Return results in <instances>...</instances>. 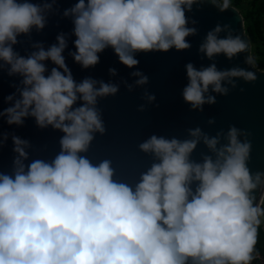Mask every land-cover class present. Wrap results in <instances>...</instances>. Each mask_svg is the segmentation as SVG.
<instances>
[{"label":"clouds","instance_id":"9594fccd","mask_svg":"<svg viewBox=\"0 0 264 264\" xmlns=\"http://www.w3.org/2000/svg\"><path fill=\"white\" fill-rule=\"evenodd\" d=\"M204 2L221 13L230 8V0H77L63 12L73 23L75 51L69 55L88 69L110 48L133 69L138 53L189 50L186 38L197 30L186 13ZM54 3L0 0V71L20 78L0 117L10 126L31 117L39 128L63 133L50 161L29 162V142L12 136V171L0 172V264H252L264 218L254 193L261 191L264 200V172L248 167L250 133L231 126L215 137L198 127L183 140L152 135L139 150L154 162L135 186L114 179L110 160L93 164L84 154L95 134L106 131L98 100L115 96L119 85L92 78L78 83L63 56V33L47 49L37 43L27 56L14 51L18 37L44 29ZM248 49L229 25L209 31L199 52L212 62L199 69L186 65L184 102L202 111L215 104L211 93L228 94L225 85L254 82V71L218 70L215 63L217 56L231 61ZM47 61L55 65L50 72ZM131 75L138 79L123 82L129 91L148 83L139 71ZM201 142L211 154L198 162L192 155Z\"/></svg>","mask_w":264,"mask_h":264},{"label":"water","instance_id":"95a60500","mask_svg":"<svg viewBox=\"0 0 264 264\" xmlns=\"http://www.w3.org/2000/svg\"><path fill=\"white\" fill-rule=\"evenodd\" d=\"M34 3H52V0H32ZM77 0H55L52 10L46 13V24L43 30L33 29L28 36L18 37L14 51L21 56H27L35 49L33 44H42L45 49L57 43V36L61 33L68 37V47L63 56L66 65L71 70L73 78L79 83L85 78H92L105 83L119 85L115 96L98 100L97 107L105 126L103 135L96 133L95 139L85 153L93 164L108 159L115 170L114 179L132 185L139 181L140 174L145 172L154 159L139 150V145L152 135L166 138H189V130L200 128L209 137L217 133L225 134L231 126L250 133L251 142L250 171L264 172V70L256 68L251 54V42L244 30V19L241 12L234 6L221 13L208 2L193 4L192 10L187 12L189 27H195L197 34L190 36L187 42L191 48L182 52L175 49L167 53H138L139 61L136 68L129 69L122 65L112 49H106L99 54V63L95 67L82 68L69 55L74 52L73 23L71 17H64L63 12L75 5ZM191 21H195L193 25ZM229 25L233 35H240L248 44L245 54L229 61L225 56L215 57L218 70H230L239 67L254 71L257 79L246 82L235 80L236 87L229 88L227 95L211 93L215 97V104L203 105V110H192L190 104L183 100V89L187 85L186 65L192 63L197 69L208 66L209 61L199 47L209 31ZM221 35H225L221 33ZM251 57V63L246 64V57ZM49 70L55 65L45 62ZM109 69H115L116 75H110ZM139 71L148 78L144 86L133 87L129 91L124 81L135 85L137 77L132 72ZM15 85V86H13ZM20 85V78L7 74V68L0 71V112L11 105L6 101L8 95L16 94V87ZM145 93L154 95L155 100L149 102ZM143 107V111L140 109ZM6 117H0V172L11 173L15 153L12 136L27 140L30 148L29 162L34 159L51 160L60 151L59 141L63 133L51 127L41 129L33 118L25 119L22 126L8 125ZM213 121V123H209ZM7 135V140L3 137ZM244 137H241L243 140ZM223 142V140H222ZM206 146L201 142L192 155V159L201 161L203 155H210ZM256 203L263 202L261 191L254 193Z\"/></svg>","mask_w":264,"mask_h":264},{"label":"trees","instance_id":"16d2710c","mask_svg":"<svg viewBox=\"0 0 264 264\" xmlns=\"http://www.w3.org/2000/svg\"><path fill=\"white\" fill-rule=\"evenodd\" d=\"M264 0H230V5L236 7L244 19V30L251 42V54L256 68L264 70ZM259 5V6H258ZM262 205L264 206V200ZM264 250V231L260 226L256 252Z\"/></svg>","mask_w":264,"mask_h":264},{"label":"built area","instance_id":"2783aa9c","mask_svg":"<svg viewBox=\"0 0 264 264\" xmlns=\"http://www.w3.org/2000/svg\"><path fill=\"white\" fill-rule=\"evenodd\" d=\"M255 255H256V259L253 260L252 264H264V253L256 252Z\"/></svg>","mask_w":264,"mask_h":264},{"label":"crops","instance_id":"0c3cea01","mask_svg":"<svg viewBox=\"0 0 264 264\" xmlns=\"http://www.w3.org/2000/svg\"><path fill=\"white\" fill-rule=\"evenodd\" d=\"M261 227H262V229H263V231H264V218H262ZM262 253H264V250L262 251Z\"/></svg>","mask_w":264,"mask_h":264},{"label":"rangeland","instance_id":"374dc122","mask_svg":"<svg viewBox=\"0 0 264 264\" xmlns=\"http://www.w3.org/2000/svg\"><path fill=\"white\" fill-rule=\"evenodd\" d=\"M248 1H251V0H247V2H248ZM259 2H261V0H259ZM262 3L264 4V1H263ZM258 6H259V5H258ZM262 21H264V18L262 19Z\"/></svg>","mask_w":264,"mask_h":264}]
</instances>
